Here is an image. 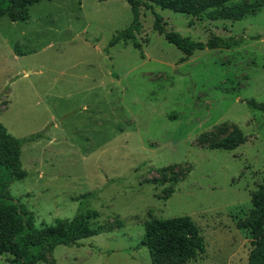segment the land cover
<instances>
[{"label":"rangeland","instance_id":"374dc122","mask_svg":"<svg viewBox=\"0 0 264 264\" xmlns=\"http://www.w3.org/2000/svg\"><path fill=\"white\" fill-rule=\"evenodd\" d=\"M212 3L200 19L142 7L144 57L132 40L110 46L132 22L127 0H42L26 21L0 18V122L16 137L44 134L23 145L27 177L10 195L37 228L97 213L98 234L56 246L53 264H152L145 224L183 215L206 250L171 264H248L243 225L264 184V112L248 104L264 102V0H224L234 15L217 20L205 14ZM157 15L194 40H246L180 62ZM236 131L234 149L211 148Z\"/></svg>","mask_w":264,"mask_h":264},{"label":"trees","instance_id":"16d2710c","mask_svg":"<svg viewBox=\"0 0 264 264\" xmlns=\"http://www.w3.org/2000/svg\"><path fill=\"white\" fill-rule=\"evenodd\" d=\"M42 0H0V18L7 15L12 21H26L30 17L29 7ZM133 19L124 29L118 31L111 39L110 46L132 40L141 51L142 45L137 41V34L142 31L141 10L153 6L170 9L200 19L205 7L204 0H127ZM200 5V6H199ZM211 10L206 17L211 20L229 18L234 13L224 7V0H213ZM161 16L155 17L154 29L163 34L165 39L183 52L180 62L188 59L197 50L230 49L242 44L246 37L214 35L206 42L183 36L177 31L166 30ZM260 35L252 36L258 38ZM248 104L264 112V102L254 99ZM244 134L236 131L211 145L214 149L232 150L244 140ZM44 137L43 132L33 133L20 138L12 135L0 122V255H12L10 264H53L48 257L58 245L76 244L79 240L98 234V229L89 224L91 215L79 213L66 224L60 219L54 225L37 228L33 224V214L19 201H15L9 192L10 184L27 177L22 166V147L26 142ZM175 182L179 179L176 177ZM248 228L254 246L248 264H264V184L252 196V208L243 225ZM142 244L147 246L152 257V264H171L196 258L206 250V243L199 227L189 215L152 219L145 224V236Z\"/></svg>","mask_w":264,"mask_h":264},{"label":"water","instance_id":"95a60500","mask_svg":"<svg viewBox=\"0 0 264 264\" xmlns=\"http://www.w3.org/2000/svg\"><path fill=\"white\" fill-rule=\"evenodd\" d=\"M48 255H49V257H51L50 253Z\"/></svg>","mask_w":264,"mask_h":264}]
</instances>
